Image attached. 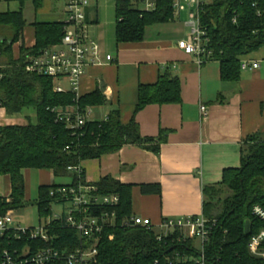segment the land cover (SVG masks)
Masks as SVG:
<instances>
[{
  "label": "trees",
  "instance_id": "16d2710c",
  "mask_svg": "<svg viewBox=\"0 0 264 264\" xmlns=\"http://www.w3.org/2000/svg\"><path fill=\"white\" fill-rule=\"evenodd\" d=\"M19 1L23 4L27 0ZM33 1L38 7L39 0ZM172 19V0H159L153 11H141L130 0H117V43L141 41L148 26ZM201 22L210 38L207 47L210 57L220 62L222 79L238 81L240 57L264 44V0H213L203 8ZM25 26L23 8L0 13V27H7L13 34L11 41L0 40V104L11 116L22 115L27 109H33L37 116L36 123L28 119L25 125L0 126V177L8 175L12 186L10 201L0 194V216L8 210L35 204L41 220H45L56 203L51 191L60 186H42L39 198L27 201L24 169H49L56 177L64 176L69 166L116 152L126 144L140 145L159 154L165 137L142 136L136 120L124 123L119 110L112 111L104 119H91L77 129H70L65 120L58 119L53 108L76 105L83 112L89 106L105 104L106 99L99 91L79 98L71 92L57 93L49 77L26 71L28 56L38 55L61 42L65 22H35L36 45L29 49L22 45L20 56L15 58L13 45L20 40ZM180 100V79L164 74L157 83L139 87L136 111L152 103ZM79 183H86L83 171L75 173L72 186ZM94 185L100 194L120 196L119 205L112 208L117 213L116 225L105 230L99 246V264L149 263L165 256L170 247L157 239L154 230L123 225V220L132 216V185L111 176ZM225 188L231 194L221 199ZM141 189L145 194L161 192L156 184L142 185ZM203 191V215L218 220L212 249L222 248L225 264H264L263 260L250 255L247 248L250 235L245 234L247 221L252 234L263 226L252 212L255 205H264V132L244 141L240 168L226 169L221 183L207 185ZM53 224L56 228L52 233L59 236L56 242L59 247L64 239L75 240V230L58 229V221Z\"/></svg>",
  "mask_w": 264,
  "mask_h": 264
},
{
  "label": "crops",
  "instance_id": "0c3cea01",
  "mask_svg": "<svg viewBox=\"0 0 264 264\" xmlns=\"http://www.w3.org/2000/svg\"><path fill=\"white\" fill-rule=\"evenodd\" d=\"M89 1L85 19L89 36L101 48V64L86 69L79 97L99 91L106 102L88 107L91 119L101 120L119 110L124 123L136 120L142 136L163 135L165 141L159 154L140 145L126 144L116 152L81 162L86 183L95 184L111 176L132 185V216L148 218L157 226L166 218L204 214V187L221 183L226 169L240 168L244 141L264 132V44L240 57V64L245 60L258 62L257 69H241L238 81H224L218 60L209 57L199 62L195 55H188L178 47V41L187 40L191 33L188 15L180 13L169 22L148 26L141 41L117 43L116 34L108 29L111 21L101 19L99 14L102 0ZM39 3L36 7L33 1L42 19L37 20L36 16L27 28L24 14L26 26L13 45L15 58L20 56L22 45L28 49L36 45L35 22L67 20L64 0H39ZM107 55L112 56L111 61L106 59ZM164 74L180 79V102L152 103L136 111L139 87L157 83ZM202 106L207 108L205 116ZM94 111L98 113L95 118ZM7 115L6 108L0 106V126L28 123V116L7 118ZM24 171L27 201H31L32 175L39 183L38 193L42 186L72 185L75 179L73 171L58 177L49 169ZM67 176H71L70 182H57V178ZM7 177L9 194H0L10 201L12 186ZM149 184L159 185L161 192L143 193L141 186ZM19 209H12L13 216L22 225L23 219L16 215ZM28 227L36 225L30 223Z\"/></svg>",
  "mask_w": 264,
  "mask_h": 264
},
{
  "label": "built area",
  "instance_id": "2783aa9c",
  "mask_svg": "<svg viewBox=\"0 0 264 264\" xmlns=\"http://www.w3.org/2000/svg\"><path fill=\"white\" fill-rule=\"evenodd\" d=\"M67 20L64 35L59 44L28 56L25 69L29 73L47 76L52 80L57 93L71 92L79 98V86L86 69L100 63L101 48L89 36L85 8L89 0H64ZM141 11H153L159 0H130ZM213 0H172L173 17L189 9V38L178 41V47L188 55H195L199 62L210 57V38L201 22V12ZM255 6V4H254ZM189 7V8H187ZM234 22L236 20L234 19ZM108 61L112 60L107 55ZM258 62H241V69H257ZM1 106V104H0ZM203 115L207 108L201 107ZM59 120H65L70 129H77L91 120V111H81L78 106L52 109ZM69 171L82 173L80 165L69 166ZM56 204H68L61 213L53 214L36 227H23L14 220L13 210L0 216V264H99V246L105 230L117 222V213L112 208L120 203L118 194H100L94 184L79 183L77 186H60L51 191ZM253 215L263 226L250 233L247 244L251 256L264 261V205L253 207ZM58 221L60 227L75 230L76 238L57 245L58 235L52 233ZM217 219L203 214L182 219H164L158 226L148 218L131 216L123 225L152 229L157 239L170 247L160 259L140 264H225L222 248L212 249ZM113 239V235L109 236ZM74 238V237H73ZM36 244V245H35Z\"/></svg>",
  "mask_w": 264,
  "mask_h": 264
},
{
  "label": "rangeland",
  "instance_id": "374dc122",
  "mask_svg": "<svg viewBox=\"0 0 264 264\" xmlns=\"http://www.w3.org/2000/svg\"><path fill=\"white\" fill-rule=\"evenodd\" d=\"M116 1L117 0H102L101 5L99 7V14L101 16V19L109 18V22L111 21L112 23V24L111 23L108 24V29L109 30L111 29L110 31L112 34H116ZM20 8L24 9L25 18L27 20V28L30 26L31 22L35 20L36 16H37V20L42 19V17L35 10L33 1L31 0H27L23 4L19 0H8V1L2 0L0 2V13H4L8 11H17ZM186 15L189 16V9L182 12V16H186ZM103 22L104 21H102V23ZM12 38H13V34L7 27H0V40L11 41ZM99 110L101 111V109H98V111ZM97 114L98 113L94 111L93 117L95 118ZM20 116L22 117L28 116V118L31 119V122L33 123L37 122V116L33 109L25 110V112L22 113V115ZM9 117H11V115L8 114L7 118ZM34 171H35L34 173H36V170ZM24 172L26 173L27 176V172L26 171ZM71 179H72L71 176L60 177L57 178V182L68 183L71 181ZM38 186L39 183H37L36 178L33 177L32 175V178H30V182H29V188L31 190L30 200L32 202L39 198ZM0 193L3 195L9 194V180L7 175H3L0 177ZM230 194L231 191L228 188H225V190L222 191L220 198L223 199ZM68 206H69L68 204H64V203L62 204L54 203L51 208L53 214H55V213H61L64 210V208H67ZM16 215L18 216V218L23 219V221L21 220L23 222L22 224L23 227H28V224L30 223L37 226L39 225L41 220L40 212L35 204H28L24 208L17 210ZM42 222H44L43 219Z\"/></svg>",
  "mask_w": 264,
  "mask_h": 264
},
{
  "label": "water",
  "instance_id": "95a60500",
  "mask_svg": "<svg viewBox=\"0 0 264 264\" xmlns=\"http://www.w3.org/2000/svg\"><path fill=\"white\" fill-rule=\"evenodd\" d=\"M250 233H251V231H250V222L247 221V222H246V228H245V234H246L247 236H249Z\"/></svg>",
  "mask_w": 264,
  "mask_h": 264
}]
</instances>
